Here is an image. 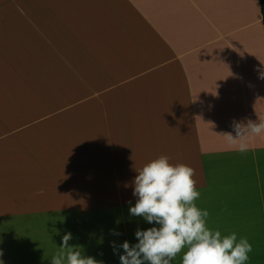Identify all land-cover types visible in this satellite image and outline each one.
<instances>
[{
	"label": "crops",
	"instance_id": "0c3cea01",
	"mask_svg": "<svg viewBox=\"0 0 264 264\" xmlns=\"http://www.w3.org/2000/svg\"><path fill=\"white\" fill-rule=\"evenodd\" d=\"M261 69L258 0H0V260L50 264L71 232L84 255L120 264L123 241L159 227L129 207L135 169L160 155L193 167L197 191L261 185L264 134L244 153L222 135L264 120ZM195 203L264 264V208Z\"/></svg>",
	"mask_w": 264,
	"mask_h": 264
},
{
	"label": "clouds",
	"instance_id": "9594fccd",
	"mask_svg": "<svg viewBox=\"0 0 264 264\" xmlns=\"http://www.w3.org/2000/svg\"><path fill=\"white\" fill-rule=\"evenodd\" d=\"M264 79V69L258 70ZM231 132L222 135L228 144H236L237 151L248 150L247 137L264 134V120L236 121L233 119ZM132 181L134 205L129 214L142 217L148 224L159 225L137 229V242L125 240L118 247L120 264H171L181 254V264H246L253 245L246 237L237 239L236 232L223 236L219 230L206 226L207 209L201 210L195 201L200 198L197 181L193 178L195 169L184 163L175 165L167 155H160L146 162ZM112 234L120 235L113 230ZM71 232L61 237L59 251L49 260L50 264H102L92 256H86L81 249L71 245ZM114 253L117 245L111 242ZM0 250V256H2ZM3 264V260H0Z\"/></svg>",
	"mask_w": 264,
	"mask_h": 264
},
{
	"label": "rangeland",
	"instance_id": "374dc122",
	"mask_svg": "<svg viewBox=\"0 0 264 264\" xmlns=\"http://www.w3.org/2000/svg\"><path fill=\"white\" fill-rule=\"evenodd\" d=\"M259 181V179L254 178ZM252 179H221L206 180L205 190L200 191V201L216 207L234 205L246 207L257 205L264 208V180L259 185H252ZM257 186V187H254ZM257 188V189H256ZM260 189V190H259ZM219 212V211H218ZM250 215V212H248ZM242 216L244 213L241 214ZM239 216V217H242ZM246 217V216H244ZM250 218V216H247Z\"/></svg>",
	"mask_w": 264,
	"mask_h": 264
},
{
	"label": "trees",
	"instance_id": "16d2710c",
	"mask_svg": "<svg viewBox=\"0 0 264 264\" xmlns=\"http://www.w3.org/2000/svg\"><path fill=\"white\" fill-rule=\"evenodd\" d=\"M259 3V8H260V13L262 16V25H263V30H264V0H258Z\"/></svg>",
	"mask_w": 264,
	"mask_h": 264
}]
</instances>
